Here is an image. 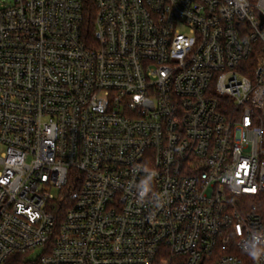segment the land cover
<instances>
[{
    "label": "built area",
    "instance_id": "obj_1",
    "mask_svg": "<svg viewBox=\"0 0 264 264\" xmlns=\"http://www.w3.org/2000/svg\"><path fill=\"white\" fill-rule=\"evenodd\" d=\"M88 1L0 8V264H264V0Z\"/></svg>",
    "mask_w": 264,
    "mask_h": 264
},
{
    "label": "trees",
    "instance_id": "obj_2",
    "mask_svg": "<svg viewBox=\"0 0 264 264\" xmlns=\"http://www.w3.org/2000/svg\"><path fill=\"white\" fill-rule=\"evenodd\" d=\"M94 15H95V9H94L93 0H89L85 6V21H84L85 33H86L87 38H91V31L93 30ZM68 202H69L68 193L66 189L60 193L58 199L55 201L54 207L51 208V212L56 219L55 233L58 232L61 221L64 218L66 209L68 207ZM259 211L261 212L262 215H264V197L261 200ZM5 264H40V263L37 260L32 261V260L27 259L26 255L24 254L16 253V254L10 255L7 258Z\"/></svg>",
    "mask_w": 264,
    "mask_h": 264
},
{
    "label": "rangeland",
    "instance_id": "obj_3",
    "mask_svg": "<svg viewBox=\"0 0 264 264\" xmlns=\"http://www.w3.org/2000/svg\"><path fill=\"white\" fill-rule=\"evenodd\" d=\"M12 2V0H0V8L4 7L5 5H8ZM184 32H187L188 29H182ZM1 149V147H0ZM42 250L38 249L37 251L30 253L26 255V258L32 261H36L39 254H41Z\"/></svg>",
    "mask_w": 264,
    "mask_h": 264
}]
</instances>
